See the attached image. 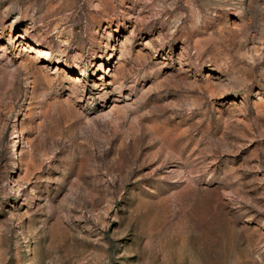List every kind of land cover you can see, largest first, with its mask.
Masks as SVG:
<instances>
[{
    "label": "rangeland",
    "instance_id": "obj_1",
    "mask_svg": "<svg viewBox=\"0 0 264 264\" xmlns=\"http://www.w3.org/2000/svg\"><path fill=\"white\" fill-rule=\"evenodd\" d=\"M0 264H264V0H0Z\"/></svg>",
    "mask_w": 264,
    "mask_h": 264
}]
</instances>
